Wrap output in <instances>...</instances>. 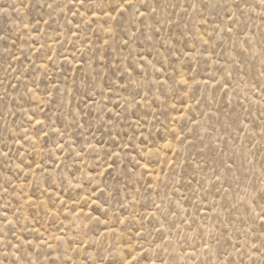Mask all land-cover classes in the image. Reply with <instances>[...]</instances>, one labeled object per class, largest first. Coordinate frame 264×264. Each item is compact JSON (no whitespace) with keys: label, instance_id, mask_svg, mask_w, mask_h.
<instances>
[{"label":"rangeland","instance_id":"rangeland-1","mask_svg":"<svg viewBox=\"0 0 264 264\" xmlns=\"http://www.w3.org/2000/svg\"><path fill=\"white\" fill-rule=\"evenodd\" d=\"M0 264H264V0H0Z\"/></svg>","mask_w":264,"mask_h":264},{"label":"snow or ice","instance_id":"snow-or-ice-1","mask_svg":"<svg viewBox=\"0 0 264 264\" xmlns=\"http://www.w3.org/2000/svg\"><path fill=\"white\" fill-rule=\"evenodd\" d=\"M126 2L130 3V2H131V0H126Z\"/></svg>","mask_w":264,"mask_h":264}]
</instances>
